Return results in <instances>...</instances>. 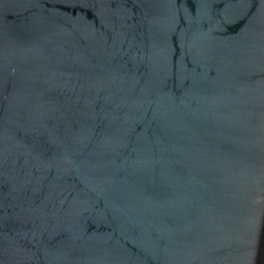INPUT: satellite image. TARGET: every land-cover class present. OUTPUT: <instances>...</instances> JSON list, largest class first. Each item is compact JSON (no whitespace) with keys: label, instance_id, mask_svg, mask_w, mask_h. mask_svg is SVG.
I'll return each mask as SVG.
<instances>
[{"label":"water","instance_id":"water-1","mask_svg":"<svg viewBox=\"0 0 264 264\" xmlns=\"http://www.w3.org/2000/svg\"><path fill=\"white\" fill-rule=\"evenodd\" d=\"M0 264H264V0H0Z\"/></svg>","mask_w":264,"mask_h":264}]
</instances>
